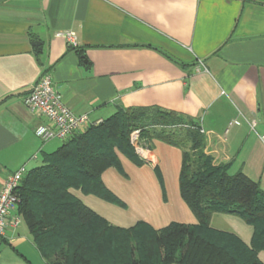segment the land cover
<instances>
[{
  "label": "crops",
  "instance_id": "obj_1",
  "mask_svg": "<svg viewBox=\"0 0 264 264\" xmlns=\"http://www.w3.org/2000/svg\"><path fill=\"white\" fill-rule=\"evenodd\" d=\"M57 33L72 34L74 44ZM44 74L60 86L64 104L91 124L133 107L190 118L201 125L214 165L230 163L229 174L241 172L264 191L257 138L264 135V0H0V190L9 175L36 168L61 145L36 138L46 121L23 102ZM173 148L161 142L152 148L162 174L161 185L153 173L160 208L140 220L152 227L168 204L163 169L172 168ZM118 157L123 170L131 165ZM172 172L175 178L177 168ZM117 176L129 180L111 168L102 182L119 198ZM216 216L211 228L249 244L252 232L232 231L226 215ZM0 264H46L24 223L0 238Z\"/></svg>",
  "mask_w": 264,
  "mask_h": 264
},
{
  "label": "trees",
  "instance_id": "obj_2",
  "mask_svg": "<svg viewBox=\"0 0 264 264\" xmlns=\"http://www.w3.org/2000/svg\"><path fill=\"white\" fill-rule=\"evenodd\" d=\"M149 140L174 148L188 145L178 187L196 224L112 226L72 194L79 191L125 209L102 182L111 168L127 177L118 154L136 167H149L162 185L159 159L145 143ZM204 151L201 125L184 115L154 106L118 109L24 173L16 191L18 213L46 264H263L258 255L264 252V191L241 172L229 174L230 163L214 165ZM162 198L166 201L164 189ZM213 214L239 218L251 227L249 244L211 228Z\"/></svg>",
  "mask_w": 264,
  "mask_h": 264
},
{
  "label": "rangeland",
  "instance_id": "obj_3",
  "mask_svg": "<svg viewBox=\"0 0 264 264\" xmlns=\"http://www.w3.org/2000/svg\"><path fill=\"white\" fill-rule=\"evenodd\" d=\"M145 143L148 146H152V148L157 145V141L150 142L149 140L145 141ZM183 150H188V145L183 148H173L174 159L172 162V168L170 165V167L167 168V171L163 169L164 177L167 178L166 188L168 193V204L167 207L164 210L161 209L159 215L156 216L157 218L155 220L157 222L155 223V225H153L154 228H161L171 222H181L184 224L197 223L195 217L190 213V211L181 201L178 194L177 176ZM41 164L42 163L38 161L34 163V166L38 167ZM175 168H177V173L174 178L172 169ZM124 171L129 176V180L125 181L117 176L118 182L120 183L116 182L115 187L117 189V193L120 196V200L124 201L128 206L126 211L110 204H104L94 197L88 198L92 199L91 201L93 202H91L90 200H87L84 195L82 196V194H80V192L78 191H72V193L81 197V199L90 206L88 208H92L99 214H104L103 216H106L110 225L119 226L121 228H129L133 226L137 221L147 220L145 218L148 215H151L152 213H155L159 210L160 207L158 205V197L160 196L158 193L157 182L150 168H148L147 166H142L139 168L131 164L125 165ZM114 173L116 172L114 171ZM177 201H179L180 206ZM100 203L101 205H104V209H108V211H104ZM217 215L218 216L216 217H222L221 214ZM226 216L223 217L229 220L232 225V229L230 230L235 231L241 227L240 231L244 228L252 232V228H249V226H247L241 219ZM213 225H216V221H214ZM258 257L264 264V252H260Z\"/></svg>",
  "mask_w": 264,
  "mask_h": 264
},
{
  "label": "built area",
  "instance_id": "obj_4",
  "mask_svg": "<svg viewBox=\"0 0 264 264\" xmlns=\"http://www.w3.org/2000/svg\"><path fill=\"white\" fill-rule=\"evenodd\" d=\"M56 37L74 44V36L70 33H57ZM23 102L30 112L46 121L35 129V136L41 143H63L91 124L87 115L75 114L64 104L60 86L54 84L48 74L37 80L32 90L23 97ZM255 125L256 121L252 119L249 122L252 131ZM257 138L264 146V135ZM24 173L21 168L9 175L0 190V238L5 236L7 229L19 228L24 223L18 213L20 200L16 194Z\"/></svg>",
  "mask_w": 264,
  "mask_h": 264
}]
</instances>
